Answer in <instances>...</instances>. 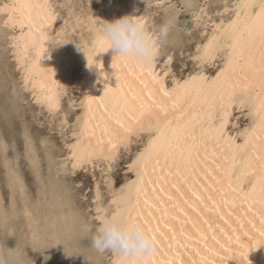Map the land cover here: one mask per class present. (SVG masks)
<instances>
[{
  "label": "bare ground",
  "instance_id": "1",
  "mask_svg": "<svg viewBox=\"0 0 264 264\" xmlns=\"http://www.w3.org/2000/svg\"><path fill=\"white\" fill-rule=\"evenodd\" d=\"M99 4L97 19L86 11L72 17L79 40L70 52L54 0H2L0 37L10 31L25 89L54 115L64 108L74 64H81L80 112L67 153L73 171L95 162L112 168L142 140L129 155L133 175L96 208L100 221L135 222L154 238V250L134 259L112 252L110 264H264V0H225L218 16L200 4L197 68L184 76L173 74V58L159 59L160 44L151 64L107 50L103 25L125 15L157 40L142 0Z\"/></svg>",
  "mask_w": 264,
  "mask_h": 264
},
{
  "label": "rangeland",
  "instance_id": "2",
  "mask_svg": "<svg viewBox=\"0 0 264 264\" xmlns=\"http://www.w3.org/2000/svg\"><path fill=\"white\" fill-rule=\"evenodd\" d=\"M54 1L57 3L58 25L64 26L67 23L70 52L72 45L79 40L75 33L77 31L70 28L74 22L72 17L75 14L86 16L90 12L97 19L95 14L100 8V0ZM157 1L161 0H142V3L147 4L143 7L150 16L151 30L157 32L158 27L165 22L172 25L168 41L161 46L159 59L173 58V74L184 76L197 68L193 53L203 26H197L195 22L196 10L204 4L218 16L216 12L225 0H166L161 4L156 3ZM63 18L66 20L63 21ZM81 29H84L82 35H86L87 30ZM5 31L7 34L0 37V259L10 250L12 255L9 264H110L112 252L98 253L92 247L90 238L83 232L82 226L86 221L92 225L101 222L98 217L100 211L96 207L108 201L114 186H121L125 182L123 180L133 175L132 171H128L129 161L135 151L141 149L142 140L133 144L134 152L124 150L118 163L113 164L112 168L107 167L105 162H95L94 165H86L79 171H73L69 166L71 160L67 153L73 127L76 125L74 122H77L80 112L76 103L80 102L82 93L81 64H74L64 108L54 115L39 106L31 92L25 89L21 68L12 52L10 31ZM70 101L75 103L74 106L69 105ZM65 112L69 113V123H63ZM97 183L101 185V196L95 201ZM28 210L31 211L29 215L26 213ZM34 230H39L37 239L32 236ZM34 249L35 253L32 251ZM36 250H40V253Z\"/></svg>",
  "mask_w": 264,
  "mask_h": 264
},
{
  "label": "clouds",
  "instance_id": "3",
  "mask_svg": "<svg viewBox=\"0 0 264 264\" xmlns=\"http://www.w3.org/2000/svg\"><path fill=\"white\" fill-rule=\"evenodd\" d=\"M171 29L170 22L160 25L157 29V40L154 41L135 16L125 15L112 22H106L101 35L107 44V50H112L114 56L151 64L159 54L157 44L163 45L168 41ZM82 228L90 238L92 247L101 254L114 252L134 259L150 255L154 250L152 237L131 220L104 218L97 225L85 222ZM11 255L9 250L4 254V258L0 259V264H9Z\"/></svg>",
  "mask_w": 264,
  "mask_h": 264
},
{
  "label": "snow or ice",
  "instance_id": "4",
  "mask_svg": "<svg viewBox=\"0 0 264 264\" xmlns=\"http://www.w3.org/2000/svg\"><path fill=\"white\" fill-rule=\"evenodd\" d=\"M89 65L91 66L92 64L90 63ZM152 239H153V244H154L155 243V240H154V238H152ZM240 258L243 259V256H241Z\"/></svg>",
  "mask_w": 264,
  "mask_h": 264
}]
</instances>
